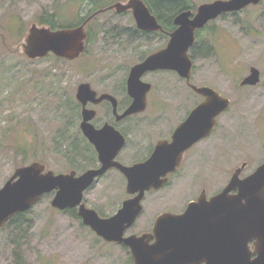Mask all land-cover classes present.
<instances>
[{
    "label": "rangeland",
    "instance_id": "1",
    "mask_svg": "<svg viewBox=\"0 0 264 264\" xmlns=\"http://www.w3.org/2000/svg\"><path fill=\"white\" fill-rule=\"evenodd\" d=\"M188 1L196 6L208 0ZM91 7L92 2L86 0H0V187L17 167L34 161L55 173L75 170L79 174L92 168L97 158H92L91 143L80 129L77 86L89 82L98 92L116 94L124 103L128 100L125 82L130 68L166 43L164 39L145 43L127 34L110 39L102 34L92 37L85 51L72 60L51 53L27 58L23 47L26 34L44 9L56 10L60 26L67 27L80 21ZM240 15V20L231 15L210 20L197 31L198 45L212 48L194 52L191 80L230 99L229 108L218 117L214 135L196 147L206 160L201 172L208 193L226 185L243 161L248 164L242 174L264 161V3ZM119 23L125 27L135 25L130 13L108 10L87 23L85 30H109ZM16 29L21 34H16ZM252 67L259 70L258 84L242 85ZM145 79L154 87L145 111L131 117L129 126L133 129L118 156L124 163L147 154L148 138L152 140L150 136L162 132L148 125L159 112L162 117L167 115L168 107L166 118L178 124L200 99L175 70L163 69ZM95 109L101 119L109 115L106 103ZM23 144L29 145L26 153L18 151ZM73 145H77V154ZM183 170L189 172L190 168L184 164ZM191 182L186 178L147 192L143 212L126 234L151 232L162 211L185 208L196 191ZM53 195H44L27 211L31 227L24 228L26 232L20 239H13L11 229L0 232V264H18L19 254L22 264H133L127 247L97 236L82 223L77 209L54 208ZM127 197L125 178L117 169H110L85 191L84 202L108 217Z\"/></svg>",
    "mask_w": 264,
    "mask_h": 264
},
{
    "label": "water",
    "instance_id": "2",
    "mask_svg": "<svg viewBox=\"0 0 264 264\" xmlns=\"http://www.w3.org/2000/svg\"><path fill=\"white\" fill-rule=\"evenodd\" d=\"M250 1L204 3L193 18L189 10L179 12L174 19L178 27L171 33L168 45L130 68L127 89L133 101L120 117L145 108V95L151 86L141 80L146 71L175 70L195 92L205 97L175 129L172 141L160 142L145 161L126 165L115 159L125 144V137L109 124L96 129L90 122L95 111L87 104L109 100L117 112V99L109 93L97 98L89 82L80 83L76 91L81 104L80 129L94 145L100 166L79 174L75 170L55 173L38 161L17 167L0 187V229L12 216L28 211L44 195L54 193L51 200L54 208L77 209L82 223L97 236L127 247L133 264H264V162L243 178L239 177L240 170H236L223 190L209 199L200 195L183 212L160 213L151 232L126 234L142 213L145 191L166 183L165 175L175 170L183 152L207 136L216 117L230 105V100L212 87L197 86L190 81L194 63L188 50L194 43L195 29ZM113 7L117 11L131 9L139 29L161 28L143 0L117 2ZM84 25L53 29L34 23L26 34L24 53L28 59L42 58L49 53L74 59L85 49ZM259 78V70L252 67L241 83L252 85ZM112 168L125 176L126 191L133 196L125 199L113 215L104 217L88 207L83 198L84 192Z\"/></svg>",
    "mask_w": 264,
    "mask_h": 264
},
{
    "label": "flooded vegetation",
    "instance_id": "3",
    "mask_svg": "<svg viewBox=\"0 0 264 264\" xmlns=\"http://www.w3.org/2000/svg\"><path fill=\"white\" fill-rule=\"evenodd\" d=\"M113 1V2H112ZM128 0H107L106 2H104L100 7H98L96 10L92 11V13L87 17L89 18L88 22H91L98 14H101V13H104V12H108L111 11V10H114L115 13H130L131 14V18L133 20V22L135 23V19H134V16H133V13H132V10L131 9H127V10H123V11H117L115 9L114 4L117 3V2H122V3H126ZM144 1V0H143ZM216 0H208V1H205V2H202L196 6H194L193 4H191L188 0H184L185 2V5L184 7H182L179 11H177L171 18H169L168 20H170L169 22H166L165 20H163L162 18L158 17L157 15H155L153 13V11L150 9V12L156 17V20L157 22L161 25V28L158 29V30H143V29H139L136 24L132 27L128 26V27H125L124 25L122 24H118V25H115V26H111L108 29H105L103 31L99 30V29H96L95 31L92 32V28L90 29V31H86L87 33V38L89 36L90 40L89 42H92V37H95V36H99V35H102L103 36H107L109 37L110 39H117L119 36H123L124 34H127V35H131L132 38H135V39H139L141 40V42H145V43H148L150 41H154L155 39H164V41H166V43L160 47L159 49L153 51L152 53L154 52H158L162 49H164L167 45H168V42L170 40V35L172 32H174L176 29H177V25L174 23V19L176 17V15L181 12V11H185V10H189L190 11V18H193L196 13L198 12V8L201 4H204V3H210V2H214ZM264 3V0H258L257 2H254V0H251L249 3H247L245 6H243L242 8L238 9V10H233V11H229V12H225V13H222L219 17H222L224 15H231L234 19H241V15L240 13L243 12L244 10H247V9H250V8H256L258 7L259 5H262ZM147 5V4H146ZM148 6V5H147ZM218 17V18H219ZM217 19V18H216ZM86 23V24H87ZM207 24V23H206ZM205 24V25H206ZM106 25V24H104ZM103 26V25H102ZM92 27V26H91ZM205 27V26H203ZM202 27V28H203ZM200 30V29H195V40H194V43L193 45L189 48V53L190 55L192 54L193 51L195 52H202L205 50V45L203 46V43H201L200 45H198L197 43V39L199 37H197V31ZM150 53V54H152ZM149 54V55H150ZM148 55H146L145 57H143L142 59H140L139 61H142L144 60ZM138 61V62H139ZM163 69H158V70H153V71H146L142 76H141V80L144 81V82H147L149 83L151 86H150V89L146 92V95H145V99H146V105H145V108L139 112H135V113H132V114H129V115H125L123 117H120V115L128 108V106L131 104V102L133 101V98L128 94V89H127V78H128V75H129V72H128V75H127V78H126V82H125V92H126V95H127V98L128 100H125V102L123 103L118 97L117 95L115 94H112V93H109L111 95H113L116 99H117V112H114L113 111V105L112 103L109 101V100H103L101 102H98V103H94V102H88L87 104V107L94 110L95 113L93 114L92 116V119L90 120V122L92 123V125L96 128V129H100L102 128L104 125L106 124H109L111 126H113L115 129L119 130L121 132V134L125 137V144L123 146V148L125 147V145L128 143V138H127V135L128 133H130V131H132V127L129 126V124H132L131 123V117L135 116V115H139L141 114L143 111H145L146 109V106H147V103H148V95L150 94V92L152 91L154 85L151 81L149 80H146L145 77L146 75H150L152 73H156V72H159V71H162ZM165 70V69H164ZM251 70V69H250ZM181 78V77H180ZM185 84L187 85V87L195 92L193 90V88L189 85V83L187 82L186 79L184 78H181ZM259 82V81H258ZM255 83V84H252V85H249L247 84L246 86H250V87H255L254 85L258 84ZM191 83H192V80H191ZM194 84V83H192ZM242 84V83H241ZM196 85V84H195ZM92 88V87H91ZM94 89V88H92ZM95 90V89H94ZM96 91V97L98 98L101 94L103 93H108V92H98L97 90ZM217 91V90H216ZM197 93V92H195ZM220 93V92H219ZM198 94V93H197ZM200 99H199V102H197L191 109L190 111L184 116L181 118V120L178 122V124L175 122L174 124H172V120H169V117L166 118V116H168L169 114L167 113V109L168 107L166 108V111L165 113L167 115H164L162 117V113L159 112L154 118V122L153 121H149L148 125H153L154 126V130L157 129V131H162L160 132L159 134L157 133L155 136H150L152 137V140L150 138H148V141L150 142V144H148V148H147V154L141 158V159H138V160H135V161H132L130 163H124L122 159H119V154L121 152V149L117 156L115 157L116 160L126 164V165H132L136 162H142V161H145L146 159H148L150 157V155L152 154V152L154 151L156 145H158L160 142H171L172 141V135L175 131V129L188 117L189 113L191 112V110L193 108H195L198 104H200L201 102H203L205 100V97L198 94ZM172 98V97H171ZM230 100V99H229ZM108 106V110H109V115L103 119H101L100 117H97V110L95 109L96 106L98 105H101V104H105ZM159 103V102H158ZM164 103V102H163ZM224 113V112H223ZM221 115V114H220ZM218 115L216 117V123L213 127V129L211 130V132L201 138L200 140L196 141L192 146H190L189 148H187L180 160H179V164L176 166L175 170L172 171V172H169L165 175L167 181L165 184H163V186H161L160 188L158 189H149L147 191H145V194H144V198L142 200V206H143V201L145 199V196H146V193L149 192V191H154V190H159L167 185H170L172 182H179L181 180H185L186 178L189 179L191 182L192 185H194L196 188H194L196 191H198V193H196L195 191V194L192 195V200H197V198L200 196V195H205V197L207 199H209L211 196L219 193L221 190H223L226 185L222 184L221 187H217V189L213 192V193H208L207 190H206V182H204V175L201 171H204V165L203 163L206 161L204 160L196 151V147H198L200 144H202L203 142L205 141H208L215 133L216 129H217V126H218V117L220 116ZM165 119V120H164ZM178 121V120H177ZM142 123V122H140ZM139 123V124H140ZM158 126H161V127H158ZM170 126V127H169ZM155 138V139H154ZM219 139V137L217 138ZM94 152H95V155H96V158H97V162H95L94 165H92V168H97L100 166V162H99V159H98V153L94 147L93 144H91ZM248 161H243L241 163V165L239 167H237L234 172L236 170H240L239 172V177L240 178H243V177H246L247 175H249L250 173H252L255 168L261 164L259 163L253 170L247 172V173H243L244 169L246 168L247 166V163ZM184 164H187V166L190 168L189 172L188 171H184L183 170V167H184ZM196 167H195V166ZM112 169H116V168H112ZM203 169V170H202ZM119 171V170H117ZM120 172V171H119ZM233 172V173H234ZM232 173V174H233ZM122 174V173H121ZM123 175V174H122ZM232 176V175H231ZM123 177L125 178V176L123 175ZM231 178V177H230ZM126 180V178H125ZM230 180V179H229ZM229 182V181H228ZM234 192V191H233ZM128 194V197H132L133 195ZM126 198V199H127ZM189 201V202H190ZM188 202V203H189ZM187 203V204H188ZM187 206V205H186ZM186 208V207H185ZM185 208H183L181 211H171L173 213H180V212H183L185 210ZM144 209V207H143ZM166 211H169V210H165V211H162V212H166ZM143 212V210H142ZM161 212V213H162ZM141 215V214H140ZM137 221V220H136ZM135 221V222H136ZM134 222V224H135ZM133 224V225H134ZM132 225V226H133Z\"/></svg>",
    "mask_w": 264,
    "mask_h": 264
},
{
    "label": "trees",
    "instance_id": "4",
    "mask_svg": "<svg viewBox=\"0 0 264 264\" xmlns=\"http://www.w3.org/2000/svg\"><path fill=\"white\" fill-rule=\"evenodd\" d=\"M86 1L88 3L92 2V7L90 8V10L87 12V14L85 16L81 17L80 21L78 20L76 23L69 24L67 27L74 26L76 24L81 23L83 20H85L92 13V11L96 10L98 7H100L102 5L99 3V0H86ZM144 2L148 5V7L153 11V13L155 15L162 18L166 22H169L170 20H168V19L171 18L177 11H179L185 5L184 0H144ZM58 19H59V15H58V12L56 10H54L53 12H49V11L44 9L42 11V13H40L38 15V17L36 18V23L39 25H47V26H50L51 28H54V29L65 27V26H60V24H59L60 21ZM17 32H19L21 34L22 31L20 32V31H17V29H16L15 33L17 34ZM15 33H13V34H15ZM89 36L87 38V42H89V40H90ZM204 47H205V51L209 50V48H212L211 46H207V45H205ZM194 52L195 51H193L191 54L192 57H194ZM84 140L86 143H88L85 138H84ZM86 143H85V145H86ZM76 147H77V145L72 146V149L75 152V154L78 153V151L76 150ZM28 148H29V145L23 144L22 146H19L18 151L22 152V153H26ZM92 154H93L92 158H95V152L93 151V149H92ZM38 162H40V161H38ZM40 163H42V162H40ZM66 210L75 212L74 208L73 209H66ZM75 215L78 216L77 214H75ZM27 225H29V228L31 227V218L27 215V211H25V212H21V213H18L16 215L12 216L5 223V225L1 228L0 232L4 229H8V230L11 229L10 234H11V236L13 235V239H17V238L20 239L24 235V233L26 232V230L24 231V228H26ZM17 256H18L17 257L18 264H22L20 254Z\"/></svg>",
    "mask_w": 264,
    "mask_h": 264
}]
</instances>
